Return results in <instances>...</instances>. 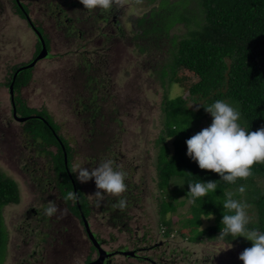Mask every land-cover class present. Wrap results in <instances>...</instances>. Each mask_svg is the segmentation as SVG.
Returning a JSON list of instances; mask_svg holds the SVG:
<instances>
[{
	"label": "rangeland",
	"instance_id": "obj_1",
	"mask_svg": "<svg viewBox=\"0 0 264 264\" xmlns=\"http://www.w3.org/2000/svg\"><path fill=\"white\" fill-rule=\"evenodd\" d=\"M19 1L28 6L31 23L43 27L46 33L50 32V29L52 30L51 24L56 20V17H62L65 22L70 19L67 17L68 14H71L72 19H75V16H80V19L85 20L88 19L89 13H93L95 16H90L97 20L93 24L94 28H90L89 32H83L82 39L77 36L76 31L67 39L63 36L62 30L57 31L58 40H53L50 43L48 56L35 63L32 69V79L26 86L20 87L17 98L31 109L44 111L59 125L60 134L74 150L71 160L72 170L76 164H81L91 170L98 166L99 161L94 164L91 159L93 156L90 153L91 149L89 150L91 145L87 141L89 125L86 121L87 117L82 114L85 112L82 103L91 100V94L94 95L96 92L100 93L101 98L104 90L111 97L110 100H104L101 103L105 110L108 109L106 113L109 115L111 112L113 117L108 116L101 121V124L102 127L110 131L108 144L114 152L108 154L110 151H101L103 149H100L98 150L100 152L95 153L99 157H104L107 154L113 156L108 159H112L121 170L126 172L125 184L128 186L129 183V186L118 196L104 194L102 197H97L94 195L97 191L94 179L81 183L74 173L75 180L81 186L82 192L90 204L91 218L88 221L90 229L97 237L108 242V246L103 249L111 253L115 249L126 248L125 253L136 254V251L133 250L137 248L140 256L148 255L157 260L165 249L166 259L169 260L171 256L170 261L175 262L174 264H243L238 256L245 248L251 247V242L243 237L228 241L219 237L200 242L191 241L190 228L184 226L195 216L190 198L180 197L179 200L184 201V204L176 206L177 210L166 216L170 225L167 227L162 223L163 218L159 213L161 199L164 202L168 200L165 197L166 193L164 194L157 187L158 144L156 142L163 129L161 103L164 95L170 97L181 95L182 99L187 101L188 106L194 108L196 104L188 102L186 88L183 85H174L167 89L161 88L156 76L142 70L145 68L140 63L143 58L130 45L124 46L122 55L118 56L120 65L116 64L115 57L108 64L105 61L106 58L116 53V48L113 47L114 50L108 48V41L105 40L110 34H113L112 36L119 34L117 28L111 23L122 22L119 25L127 34H130L132 29L131 24H128L129 19L146 14L158 1L150 4L148 0H141V4H138L136 0H112V6L105 15L101 8L84 9L80 0L67 2L79 4L74 14L68 11L69 9H56L54 4L60 2L64 4L66 0ZM12 8L13 0H0V171L17 183L20 197L18 204H10L3 211L4 225L9 234L8 257L5 264H20V261L23 260H25L24 264H55L52 259L55 252L54 241L50 239H47L45 243L41 241L44 239L45 233L49 232L48 226L51 222L56 227H64L65 224L57 222L58 219L55 216H47L42 222L39 216L36 217L30 212L31 207L35 210L38 208L37 193L32 187V185L35 186V182L32 183L30 176L40 179L41 176H46V173H53L52 159L37 147L38 144H41V140H33L32 135L25 128L27 122L23 124L11 119L9 85L7 84L9 73L12 72L13 67L20 63H32L36 59L34 57L37 38L29 26V21L18 18ZM65 26L68 29L74 28V24H71L70 21ZM75 26L78 24L75 23ZM85 29L86 27H83V30ZM186 31V27L179 25L172 30L171 35L179 40L178 38H183L186 35ZM82 54H85L92 65L91 74L101 76L99 89L98 86L91 88L83 84L87 75L81 70L83 67L80 65ZM117 68L116 75L112 76ZM186 79L182 80V83ZM105 87L107 88L105 89ZM81 99L84 102L80 103ZM115 100H118L117 107H120L118 114L115 113V108L112 111V104ZM206 119L199 124L198 131L211 123L212 117H206ZM31 124L32 122L28 125ZM92 126L98 128L100 122L91 125V128ZM97 139L104 140L100 134L97 135ZM172 141V139L166 141L170 149L173 146ZM101 148L103 147L101 146ZM49 149L56 150L54 147ZM171 184L170 188H175L174 184ZM263 184L264 181L260 179L258 185L263 186ZM133 186L136 189H133ZM234 191L236 189L228 190V193L234 195ZM175 193H179V191ZM238 195L240 196L233 198L247 201L245 194L239 193ZM254 196L255 194L251 192L250 198ZM56 197H59L58 194ZM45 198L48 197L45 195ZM121 201H123L122 204ZM111 202L113 204L120 203L115 207H119L126 222V229L122 231L109 228L106 220H102L104 210ZM58 209L60 210L61 206ZM246 212L249 224L256 220L255 211L253 212L249 205ZM55 214H58V211ZM210 217L203 216L201 218L200 231L214 225L215 219ZM69 220L73 228L67 231L70 233L69 235H65V232L60 239L67 240V237L72 236L75 229L78 228V223L73 221V217ZM100 221L103 223L101 226L98 224ZM80 228L82 227L80 226ZM167 228L170 235L165 237L164 232ZM20 232H22L21 235ZM18 236V242L14 246ZM83 238L85 239L84 235ZM161 240L167 243L156 254L152 250H146V248L154 246L153 242ZM34 241V244L36 241L41 243L33 245ZM229 242L232 244V248L227 249L231 246ZM224 249L227 250L220 252ZM85 252L86 249H83L81 255L70 256L71 259L67 261V264H84L86 261ZM41 253H45V263L40 260L38 254ZM126 256L131 257L130 255ZM114 260V264H149L132 261L130 258L124 259V257ZM56 262L63 264L61 258H58Z\"/></svg>",
	"mask_w": 264,
	"mask_h": 264
},
{
	"label": "trees",
	"instance_id": "obj_2",
	"mask_svg": "<svg viewBox=\"0 0 264 264\" xmlns=\"http://www.w3.org/2000/svg\"><path fill=\"white\" fill-rule=\"evenodd\" d=\"M68 1L66 0L64 4L60 2L54 5L56 9H69L68 11L74 14L79 4L67 3ZM140 1L136 0V3L141 4ZM148 1L150 4L157 1L158 3L146 14L130 18L129 23L126 21L131 24L132 34H127L122 29V26L119 25L122 22L111 23L117 28L119 34L105 36V40L108 41V48H116V53L106 58L105 61L108 64L115 57L116 64L120 65L118 56L122 55L124 46L130 45L143 58L140 63L145 68L142 70L156 76L161 88L167 89L170 86L183 85L188 92V102L196 104L194 108H190L181 95L176 97L164 95L161 103L163 129L156 142L158 144L157 187L161 192L166 193L165 197L168 200L164 202L161 199L159 213L163 218L162 223L167 227L170 225L166 216L174 213L177 210L176 206L184 204V201L179 200L180 197L190 198L195 216L184 226L190 228L191 241L200 242L218 237L225 241L231 240V237L227 239L219 236L221 227H223L221 219L225 211L222 204L228 190L236 189L233 192V197H238L240 196L238 195L240 193L238 188L240 185H244L246 191L242 194L247 197V201L244 202L250 206L253 212L255 211L256 219L249 224V227L264 230V184L263 186L258 185L260 179L264 181V163L254 164L252 174L247 179H237L235 184H230L220 179L219 174L200 169L186 155L185 144L186 139L199 132L197 130L199 124L203 120H207L206 117H211L203 106H207L216 100H224L236 107L241 113L242 123L249 130L255 131L264 127V0ZM12 9L18 18L29 21V26L37 38L34 59L42 49L41 41L35 29L41 35L49 53L50 43L53 40H58L57 31L62 30L65 39L76 31L77 36L82 39L83 32H89L90 28H94L93 24L97 22L92 17L95 16L93 13H89L92 16L88 15V19L85 20L80 19V16H75V19H72L71 14H68L67 17L70 19L65 22H63L62 17H56V20L51 24L52 30L49 28L50 32L46 33L43 27L31 23L26 4L19 0H13ZM103 10L105 15L107 10ZM69 21L74 24V28L68 29L65 26ZM75 23L78 26H75ZM179 25L186 27L187 31L183 38L177 40V37L171 35V32ZM83 27L86 29L83 30ZM112 63L114 64V61ZM28 64L20 63L13 67L14 69L9 73L7 79L8 85L13 83L14 89H18L30 82L33 68L26 69ZM80 65L83 66L81 70L87 75L83 82L84 86L91 88L98 86L99 89L101 76L91 74L92 65L85 54L81 55ZM109 71L107 72L108 77ZM117 71L118 68L112 73V76L116 75ZM185 78H187L186 81L182 83ZM90 97H92L91 100L82 103L84 100L81 99L80 103L84 104L85 112L82 114L87 117L86 121L89 125L87 141L91 145L89 148L93 155L91 159L94 164H97L98 161L100 163L103 159L113 157L108 155L114 152L108 144L110 131L102 127L101 124V121L108 116L112 118L113 114L110 112L108 115L106 113L108 109L105 110L101 103L111 98L105 90L101 98L100 93L97 92L94 95L91 94ZM117 101L113 102L112 111L115 108V113L118 114L120 107H117L119 104ZM17 104L18 112L22 115H36V109L27 107L20 99L17 100ZM39 115L42 119L35 120L31 125H26L25 128L32 135L33 140H41V144H38L37 147L55 161L54 167L57 175L55 182L60 181L58 183L59 192L65 198H69L70 193L73 194L70 199L77 198L78 204H75L74 214L80 217L81 211L85 217H88V201L71 171L74 150L60 134L59 125L44 111ZM98 122H100L98 128L95 126L91 128V125ZM186 127L188 128L183 130ZM99 134L103 136L104 140L97 139ZM167 139L173 140L172 149L167 145ZM50 147H54L56 150H50ZM100 149L110 152L104 157H99L97 153L100 152L98 151ZM64 156L67 160L66 164ZM201 179L217 180V190L193 202L190 193H188L187 184ZM71 180L75 181V195L72 192ZM171 183L174 184L175 188H170ZM181 186L182 189H180ZM176 191H179L180 194L175 193ZM251 192L255 194L253 198H250ZM19 199L17 183L0 171V264L6 263L9 249V234L4 225L3 211L10 204H18ZM109 206L112 207L113 204L110 203ZM203 216L214 217L215 223L200 231ZM113 219L115 223H119L117 218L114 217ZM164 235L165 237L170 235L168 228ZM17 240L15 241L16 244Z\"/></svg>",
	"mask_w": 264,
	"mask_h": 264
},
{
	"label": "clouds",
	"instance_id": "obj_3",
	"mask_svg": "<svg viewBox=\"0 0 264 264\" xmlns=\"http://www.w3.org/2000/svg\"><path fill=\"white\" fill-rule=\"evenodd\" d=\"M80 3L87 10L97 8L108 10L112 6V0H80ZM47 54H49L48 51ZM8 90L10 92L9 88ZM11 98L13 101L14 84ZM203 107L212 117L211 123L186 139V155L200 169L219 174L220 179L227 183L235 184L237 179H247L252 174L254 164L264 163V127L255 131L249 130L241 121L240 111L224 100H216ZM17 118L20 117L17 116ZM13 119L18 122L14 117ZM18 123L24 124V122ZM71 171L76 174L77 180L81 183L94 179L97 188L94 195L97 197H102L104 194L118 196L126 190V172L116 166L112 159L101 160L98 166L91 170L86 166L76 164ZM187 185L193 202L207 196L208 193L216 192L218 187L217 180L210 179H201ZM238 191L244 193L245 186L240 185ZM72 195L70 193L69 198ZM247 207L246 202L233 198L232 193L226 194L222 204L225 210L221 219L223 228L219 236L227 239L243 237L250 241L251 247L245 248L239 254L238 259L243 264H264V230L249 227ZM57 211H59L57 205L52 202L44 209L45 215L49 217ZM230 245L227 249L232 248L231 243Z\"/></svg>",
	"mask_w": 264,
	"mask_h": 264
},
{
	"label": "flooded vegetation",
	"instance_id": "obj_4",
	"mask_svg": "<svg viewBox=\"0 0 264 264\" xmlns=\"http://www.w3.org/2000/svg\"><path fill=\"white\" fill-rule=\"evenodd\" d=\"M8 84V82H7ZM22 87V86H21ZM20 87L18 89H14V98L12 101L10 92L8 90L9 93V97H10V105H11V119L13 121H15L13 119V113L15 109V113L16 116L22 118V117H30V119H28L26 122H28V124L30 122H34L35 120H39L42 119L41 116L39 115V113H41L42 111H36V115H22L21 113L18 112V104H17V94L19 93ZM24 122V123H26ZM70 146V145H69ZM57 154V153H56ZM55 154V155H56ZM52 159V158H51ZM66 159V158H65ZM67 162V160H66ZM52 164V169H53V173L51 174H47L46 176H41L40 179H36L34 176H30V179L32 180V183L35 182V186L32 185L33 190H36L37 193V205L38 208L35 210V208L31 207L30 212L34 214V216L36 217H40L41 221L44 222L45 219L47 218V215H45L44 209L47 208L50 204V202L55 203V201H57V207L61 206V209L58 211V214H54L52 216L57 217V222H60V224L64 225V227H56L53 222L50 223L49 227V232L45 233V237L41 242H46L47 239H50L52 241H54V246H55V252L54 255L52 256V259L55 261V264H60L59 262H56V260H58V258H61L63 261V264H67V261H70V256H79L81 255L82 250L86 249V255H85V263L84 264H89L91 262H95L96 260L99 259L100 257V253L98 252L99 249L101 248V250H103L105 252V257L104 260L100 263V264H114V259H121V257H124V259L130 258L133 260H135L136 262H147L149 264H174L175 262L170 261V257L169 260L166 259V251L165 249L163 250V252H161L162 254H160V256L158 257V260L155 257H151L148 255H144V256H140L139 255V250L136 248L133 251H136V254L132 257H127L126 255H124L123 253L127 250L126 248H123L121 250L119 249H115L114 252H108L105 251L103 248L105 246H108V242L106 240H103L101 237H97L90 229V224H89V218H91L90 213H91V208H90V204L88 203V217L84 216L83 213L80 211V217H77L74 214V207L75 204H78V200L77 198L75 199V197L73 199L70 198H65L63 197V194L61 192H59L58 189V183L60 181L55 182V180H57V175L56 173V169L54 167L55 161L52 159L51 161ZM115 165H117V163L115 162ZM33 175H36L35 173H33ZM35 178V179H34ZM48 180H47V179ZM72 185H73V191L74 195L76 194V189H75V184L73 180H71ZM129 186V183H128ZM128 186H126V189L128 188ZM133 189H136L133 186ZM58 194L59 197H56ZM45 195L48 198H45ZM58 199V200H57ZM87 199V198H86ZM20 201V199H19ZM88 201V200H87ZM97 203V202H96ZM113 204V202H111ZM115 205H119L118 203L113 204L112 207L110 206H106L107 209H103L104 210V214L102 215V220H106V223L108 225L109 228H114L117 230L122 231L123 229H126V222L124 221L125 219L122 217V214L120 213V209L119 207H115ZM79 209V207H78ZM82 215V216H81ZM71 217H73V221L78 223V228L81 230H79L78 228L75 229L74 233L72 236L67 237V240H63L60 239V237L63 236V233L66 232L65 235H69L70 233H67V231L71 227V221L69 219H71ZM117 218V221L119 220V223H115L113 218ZM84 220L87 222L88 226H89V230L91 232V234L95 237L96 241H97V245L99 246V248H97L93 241L90 239L88 232L86 231L85 225H84ZM98 224L101 226L103 223L102 221L98 222ZM80 226L82 228H80ZM22 234V232H20V235ZM83 235L85 236V239L83 238ZM19 239L16 238V240ZM18 241V240H17ZM84 241V242H83ZM41 242H37L36 244L35 241L33 242V245H38ZM166 241L161 240L159 242H153L152 248H146V250H152V252H154L155 254L157 253V251L160 250V248H162L163 246L166 245ZM16 244V242H15ZM40 256V260L42 263H45V253H41L38 254ZM25 260L20 261V264H24Z\"/></svg>",
	"mask_w": 264,
	"mask_h": 264
},
{
	"label": "water",
	"instance_id": "obj_5",
	"mask_svg": "<svg viewBox=\"0 0 264 264\" xmlns=\"http://www.w3.org/2000/svg\"><path fill=\"white\" fill-rule=\"evenodd\" d=\"M35 32H36L38 38H39L40 41H41L42 49H41V52H40V53L38 54V56L36 57V59H35L32 63H29V64L26 66V69H28V68H33V67L35 66V63H36L37 61L46 58L47 55H48V54H47L46 47H45V43H44V41H43L41 35L37 32L36 29H35ZM9 89H10V94H11V96H13V84L10 85ZM13 110H14L13 116H14V118H15L18 122H24V121L30 119V118H23V119H22V118H17V116H16V114H15V109H13ZM64 158H66V157L64 156ZM65 164H66V159H65ZM84 225H85L86 231H87L88 234H89L90 239L93 241L94 245H95L97 248H99V246L97 245V241L95 240L94 236L91 234V232H90V230H89V226H88V224H87V222H86L85 220H84ZM98 252L100 253V257H99V259L96 260L95 262H91V263H89V264H100V263L104 260L103 257H105V252H104L103 250H101V248L99 249ZM124 253H125V252H124ZM124 253H123V254H124ZM124 255H130V256H133L134 254H133L132 252H131V253H130V252H127V253H125Z\"/></svg>",
	"mask_w": 264,
	"mask_h": 264
}]
</instances>
